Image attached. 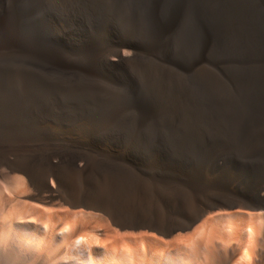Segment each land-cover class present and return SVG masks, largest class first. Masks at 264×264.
Returning a JSON list of instances; mask_svg holds the SVG:
<instances>
[{
    "label": "rangeland",
    "instance_id": "obj_1",
    "mask_svg": "<svg viewBox=\"0 0 264 264\" xmlns=\"http://www.w3.org/2000/svg\"><path fill=\"white\" fill-rule=\"evenodd\" d=\"M118 1H20L17 22L21 44L0 51V127L4 126L0 129V147H19L35 158L52 154L54 162L77 160L78 165H86L88 169L77 182L78 188H83L86 193H105L115 198L118 194L117 199L125 202L126 192L120 177L128 170L151 178L160 173H168L171 179L176 178V174L209 175L216 171L211 166L216 158L225 155L226 158H237L249 153L255 143H264V85H261L264 82V0ZM174 13L180 20L177 31L170 38L172 47L169 46L168 55L151 52L149 46L155 33V20L168 19ZM130 39L138 45L141 54L127 66L109 68L90 61L85 54L89 47L111 49L117 41ZM59 40H63L72 52L56 60L47 54L45 47H53ZM179 67L185 68L186 72H181ZM13 193L34 192L22 174L1 168L0 197L8 198ZM41 195L45 197L46 193ZM43 200L33 202L38 213L21 214L11 225L0 215V264H25L29 259L33 264L69 261L74 264H127L125 257L117 261L103 252L92 257L81 255L72 249L71 244L63 245L56 233L46 237L39 226L60 223L64 216L63 207L67 206L59 201ZM48 217L51 218L48 220ZM25 218L36 221L37 225H26ZM124 222L129 223L128 220ZM128 230L122 232H131Z\"/></svg>",
    "mask_w": 264,
    "mask_h": 264
},
{
    "label": "bare ground",
    "instance_id": "obj_2",
    "mask_svg": "<svg viewBox=\"0 0 264 264\" xmlns=\"http://www.w3.org/2000/svg\"><path fill=\"white\" fill-rule=\"evenodd\" d=\"M20 1L21 0H0V51L11 50V49L19 47L21 44V37L19 36V33H18V22L19 21L17 22V20H18V8H17V6L19 5ZM35 2H37V1H35ZM26 3H27V1H26ZM80 3H81V1H80ZM251 3H253V2H251ZM251 3H250V5H251ZM228 4H230V3L228 2ZM75 6L77 7V5H75ZM97 6H98V4H97ZM220 7H221V5H220ZM189 8H190V6H189ZM46 9H47V7H46ZM202 10H203V8H202ZM132 11H133V9H132ZM141 11H142V9H141ZM227 11H228V9H227ZM243 12H244V10H243ZM23 13H24V11H23ZM106 13H107V11H106ZM159 13H161V11ZM34 17H35V15H34ZM242 17H243V15H242ZM22 18H23V16H22ZM39 18H41V17H39ZM99 19H101V18H99ZM110 19H111V17H110ZM179 20H180L179 15L177 13L172 14L168 19H156L155 20V23H154L155 24V33L152 37L151 44L149 46L150 47L149 49L151 52L157 53V54L158 53L159 54L165 53V56L168 55L167 53L169 51L168 49L170 46V38L177 31L178 25H179ZM94 21H95V19H94ZM238 22H239V20H238ZM245 22L247 24L248 21H245ZM213 27L215 28V26H213ZM245 28H246V26H245ZM30 30H31V28H30ZM256 32L257 31H255V33ZM220 35H221V33H220ZM241 37H242V35H241ZM34 39H36V38H34ZM223 39H225V37ZM32 41H31V43H32ZM37 47H38V44H37ZM170 47H172V46H170ZM238 47H240V46H238ZM173 48H174V46H173ZM223 49H225V48H223ZM45 50H46L47 54H49L52 58H54L56 60H59L61 57H65L72 52L71 49H69V47H67L65 45V42L63 40H61V41L59 40V42L57 44L53 45V47H49V48L45 47ZM39 51H41V50H39ZM86 53L89 56V60L92 62L93 61L95 63L99 62L103 66H106L109 68H121V67L129 65L133 60L137 59V57L141 54V51H140L138 45L133 40L130 39V40H127L126 42H118L117 41L116 43H114L113 48H111V49H104L103 47L92 46V47H89L85 51V54ZM32 54H34V53H32ZM36 55H37V53H36ZM76 58H77V56H76ZM175 59H177V58H175ZM37 61H38V59H37ZM144 61H146V60H144ZM195 64H196V62H195ZM146 65H147V63H146ZM261 65H263V64H261ZM174 66H176V65H174ZM137 67H139V66H137ZM131 69H132V67H131ZM179 70L181 72H186L185 68L179 67ZM121 76L123 77V75H121ZM178 77H179V74H178ZM63 78H65V77H63ZM165 79H168V78H165ZM27 80H29V78ZM162 80H164V79H162ZM180 82H182V81H180ZM154 83H156V82H154ZM162 84H163V82H162ZM262 84L264 85V82L261 83V85ZM74 85H75V83H74ZM108 90H110V88ZM132 91H133V89H132ZM161 92H164V91H161ZM256 94H257V92H256ZM156 95H158V94H156ZM187 95H188V93H187ZM187 95H185V96H187ZM178 96H180V95H178ZM248 97H250V96H248ZM99 98H102V97H99ZM115 98H116V96H115ZM94 101H96V100H94ZM200 101H202V100H200ZM193 102H195V101H193ZM188 103H190V102L188 101ZM250 103H249V106H250ZM252 104H254V103H252ZM255 104L257 105V103H255ZM251 107H253V106H251ZM255 108H257V107H255ZM238 110H239V108H238ZM258 110L260 111V109H258ZM115 112H116V110H115ZM112 113H114V112L112 111ZM248 113H249V111H248ZM107 115H109V114H107ZM246 115H248V114L246 113ZM250 118H252V117H250ZM136 119H138V118H136ZM243 119H244V117H243ZM1 122H2V120H1ZM133 122H134V120H133ZM206 122H207V120H206ZM84 126H86V125H84ZM2 127H4V126H2ZM2 127H0V129ZM250 131H252V130L250 129ZM20 132H21V130H20ZM139 132H141V131H139ZM99 134H101V133H99ZM162 134H163V132H162ZM177 134H179V133H177ZM40 135L41 134H39V136ZM103 135H104V133H103ZM177 136H176V138H177ZM26 137H28V136H26ZM137 139H138V137H137ZM145 139L146 138H144V140ZM199 140H197V142ZM115 141H116V139H115ZM37 142L39 143L40 141H37ZM37 142H36V144H37ZM170 142H172V140H170ZM80 143H81V141H80ZM33 144H34V141H33ZM48 144H49V142H48ZM172 144H173V142H172ZM59 148H61V147L59 146ZM77 148H78V146H77ZM238 149H240V148H238ZM83 150L84 149H82V151ZM235 150H236V148H235ZM245 150H246V148H245ZM250 150L251 151L249 153L240 155V157H237V158H226V155H225V157L216 158L215 161H213L212 165H211V166H213V168L216 171L212 172L209 175L176 174L175 175L176 178L171 179L170 176H168V173H167V175L160 173L155 178H151V177L141 176V175L133 172L132 170H128L127 174H124L123 176L120 177L121 182L124 185V191L126 192V200H125V202H122V201H120V199H117L118 194H117V198H115V197H111L109 195H106L105 193H96V192H91V191H90L91 193H86V191L83 190V188H78L77 182L82 177V175L85 174V172L88 169H87L86 165H84V166L78 165L77 160H71V162H63V161L58 160L57 162H54L53 159H55V157L52 154H45V155H40V156L38 155L39 157L35 158L33 156L26 154L24 149H22V148L20 149L19 147H12V146L10 148L8 146V148H7V147L1 146L0 147V169L5 168V169H7V171L18 172V173L22 174L25 178L27 185L33 190L34 193H31V194H23V193L14 194L13 193L12 196L8 197V198L1 196L0 197V200H1L0 201L1 202L0 203V215L4 218V220L7 219V222H10V225H11V223H13L14 221L16 222L18 220V218L21 214L28 216L30 213H34V212L38 213V210L35 209L36 205L33 204V202L40 201L43 199L48 200L50 203H52L53 201H59L62 204L67 206L65 208L63 207V209H65V210L63 212L64 216L62 217L61 222L59 220L60 223H55L52 225H51V223H49L50 224L49 227L47 225H43V226H39V227L44 231V233L46 234V237L56 233L59 235L58 239H60L62 241L63 245H67L69 243V244H71L72 249L75 250V252H77L81 255H86L88 257H92L93 255L99 254V252H103L106 255L109 254V256L114 257L117 261L120 258L125 257L127 264H264V143L263 142H257L251 147ZM187 151H189V150H187ZM212 152L214 153L215 151L213 150ZM152 153H154V152H152ZM164 153H166V152H164ZM197 153H199V152H197ZM203 153H204V151H203ZM208 153H211V152H208ZM10 157H12L13 159L10 160L9 159ZM227 157H229V156H227ZM112 162H114V161H112ZM197 164H198V162H197ZM134 169H135V167H134ZM121 170L122 169H120V171ZM94 171H96V170H94ZM142 171H143V169H142ZM116 180H118V179H116ZM52 181L54 183H52ZM115 185H117V184H115ZM98 190H99V188H98ZM11 191H8V192L10 193ZM15 191L13 190V192H15ZM118 192L119 191H117V193ZM41 193H46V196L43 197L41 195ZM84 195L87 196L85 199L82 197ZM3 196H4V193H3ZM20 205H21V207H20ZM17 207H20V209L16 210ZM43 211H45V210L43 209ZM40 212H42V209ZM50 212H47V214ZM54 213H51V214H54ZM49 218H51V217H48V220H49ZM124 220H128L129 223H125ZM20 221H22V220L20 219ZM7 222H5V223H7ZM25 223H26V225H28V224H34L35 225L36 221L34 222V221H32V219L30 220L28 218H25ZM45 223H47V222H45ZM1 224H2V221H0V226H1ZM18 224H19V222H18ZM18 228H19V226H18ZM18 228H16V229H18ZM19 229H21V228H19ZM125 229H129V230H131V232H127V233L122 232ZM31 234H33V233H31ZM28 236H29V234H28ZM17 246H20V245H17ZM16 247H14V248H16ZM41 250H42V248H41ZM3 254L4 253H2V255ZM57 257H58V255H57ZM13 258H14V256H13ZM45 258L46 257H44V259ZM24 260H25V258H24ZM0 261H1V259H0ZM59 263H61V262H59ZM22 264H24V263H22ZM25 264H33V263H32V260L29 259V260H27V262ZM64 264H74V263L72 261H69V262L64 263Z\"/></svg>",
    "mask_w": 264,
    "mask_h": 264
}]
</instances>
